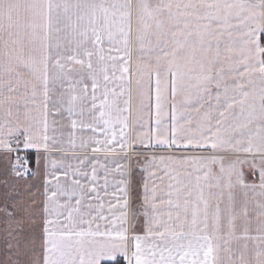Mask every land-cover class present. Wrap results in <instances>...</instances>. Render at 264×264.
I'll use <instances>...</instances> for the list:
<instances>
[{"label": "snow or ice", "instance_id": "6c2138e0", "mask_svg": "<svg viewBox=\"0 0 264 264\" xmlns=\"http://www.w3.org/2000/svg\"><path fill=\"white\" fill-rule=\"evenodd\" d=\"M21 146L49 156L42 264H264V0H0V152L24 178ZM137 147L168 150L142 234Z\"/></svg>", "mask_w": 264, "mask_h": 264}, {"label": "crops", "instance_id": "0c3cea01", "mask_svg": "<svg viewBox=\"0 0 264 264\" xmlns=\"http://www.w3.org/2000/svg\"><path fill=\"white\" fill-rule=\"evenodd\" d=\"M108 47L107 44L104 45ZM115 55V53H112ZM133 80L132 87L135 89V74L134 70L131 76ZM155 89L153 86V112L155 110ZM136 96L133 91V111H135ZM51 107V105H50ZM50 122L57 121V135L64 141L65 154L58 151H53L52 159H64L69 163H74L72 156L73 148L67 144L69 133L73 130L70 127V122L65 115L50 114ZM51 134V133H50ZM90 132H80L77 130L75 136L90 135ZM22 147V146H21ZM95 147V145H93ZM23 149V147L21 148ZM32 153L33 166L36 168V174L32 177H17L12 168L13 154L6 157L3 152H0V264H6L9 260L14 264H32L33 260L38 259L40 264L43 262L44 255V227L46 215L43 207L45 202V181L49 171V156L43 151L38 152L35 149H28ZM76 152H80L77 147ZM175 151V150H172ZM142 153L145 157L139 158L136 153ZM168 154V150L164 148H148L137 147L136 151L131 155L130 165L135 167V172H140V179L135 175L133 178L128 176L129 181V197L130 200L139 197L142 192L143 184L147 172L145 171V164L151 155ZM177 154H184L182 151ZM207 154V153H204ZM90 159L92 158L91 150L89 149ZM101 162L104 161L103 154H98ZM140 155V154H138ZM142 159V161H141ZM122 163L124 161H121ZM142 167V172L140 171ZM90 170V164H89ZM99 175H103V171H99ZM258 182V174L255 177ZM254 180V179H252ZM140 198V197H139ZM133 208V207H130ZM142 208L133 210V213H143ZM11 213V215H8ZM132 213V212H131ZM143 216V215H142ZM144 217V216H143ZM141 223L139 219L136 220V230L138 233L144 231V220ZM12 244L14 247L9 248ZM126 264V262H125Z\"/></svg>", "mask_w": 264, "mask_h": 264}, {"label": "rangeland", "instance_id": "374dc122", "mask_svg": "<svg viewBox=\"0 0 264 264\" xmlns=\"http://www.w3.org/2000/svg\"><path fill=\"white\" fill-rule=\"evenodd\" d=\"M22 148V147H21ZM21 150H23V151H25V152H27L28 154H29V156L31 157V158H33V156H32V153L27 149V150H25V149H21ZM138 153V152H137ZM136 153V154H137ZM14 155V154H13ZM132 155V154H131ZM137 156L139 157V158H144L145 157V155L143 154V152H142V154H140V155H138L137 154ZM142 159H141V161H142ZM13 160V159H12ZM13 162V161H12ZM140 171L142 172V167H141V169H140ZM246 171H247V169H246ZM137 176V178L138 179H140V176H141V173L138 171V172H135V167H133V165H130L129 166V173H128V176H130V177H134V176ZM257 176V175H256ZM256 176H249L248 177V180L251 182V181H253L252 179H257V178H255ZM26 177H29V176H26ZM256 181V180H255ZM140 197V198H139ZM139 197H136V198H134V199H132V200H130V207H133V208H130V211L133 213V210L135 209V210H137L138 208H142V206H143V195H142V192L139 194ZM136 216H137V218L139 219V221L142 223L143 222V220H141V219H143L144 217L142 216V213L141 212H139L138 214H136ZM125 263V262H124ZM6 264H14V263H11V260H9L8 261V263H6Z\"/></svg>", "mask_w": 264, "mask_h": 264}, {"label": "built area", "instance_id": "2783aa9c", "mask_svg": "<svg viewBox=\"0 0 264 264\" xmlns=\"http://www.w3.org/2000/svg\"><path fill=\"white\" fill-rule=\"evenodd\" d=\"M20 156L25 157L27 159V167L30 170L29 174L27 176L32 177L36 174V168L32 164V158L29 156V154L23 150L20 149L19 153ZM15 155V154H14ZM13 155V157H14ZM13 161V160H12ZM23 163V161H21Z\"/></svg>", "mask_w": 264, "mask_h": 264}, {"label": "trees", "instance_id": "16d2710c", "mask_svg": "<svg viewBox=\"0 0 264 264\" xmlns=\"http://www.w3.org/2000/svg\"><path fill=\"white\" fill-rule=\"evenodd\" d=\"M32 164H33V160H32ZM122 264H125L124 262H122Z\"/></svg>", "mask_w": 264, "mask_h": 264}]
</instances>
